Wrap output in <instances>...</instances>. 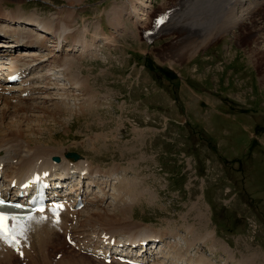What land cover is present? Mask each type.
Masks as SVG:
<instances>
[{
  "label": "rangeland",
  "instance_id": "1",
  "mask_svg": "<svg viewBox=\"0 0 264 264\" xmlns=\"http://www.w3.org/2000/svg\"><path fill=\"white\" fill-rule=\"evenodd\" d=\"M69 1L0 0L5 15L0 30H20L14 20L4 21L14 14L27 25L25 18L51 26L65 19L62 44L83 31L87 42L92 34L94 39L106 34L111 42L105 45L97 37L93 53L84 57L79 46L39 50L34 77L45 79L32 86L40 92L24 103L12 100L4 119L0 101V131L17 119L26 132L6 130L24 145L30 139L41 148H66L99 173L112 174L89 187L99 200L101 190L107 192L105 204L99 208L97 201L78 217L105 212L115 220L118 206L126 204L130 221L88 225L76 231L83 240L94 234L101 243L103 235L113 238L116 232L126 240L140 227L175 238L159 250L166 258L156 255L163 264H264V63L257 69L248 53L256 45L237 40L243 34L239 27L215 15L218 0H73L71 9ZM133 6L139 9L135 16L146 19L139 25ZM67 60L75 66L66 74L58 66ZM73 78L89 81L86 95L71 86ZM55 113L60 123L49 118ZM122 186L135 189L134 196ZM94 196L89 192L86 200ZM60 238L57 244L75 263L102 264L90 255L77 256L64 235ZM0 264L21 263L2 259Z\"/></svg>",
  "mask_w": 264,
  "mask_h": 264
},
{
  "label": "bare ground",
  "instance_id": "2",
  "mask_svg": "<svg viewBox=\"0 0 264 264\" xmlns=\"http://www.w3.org/2000/svg\"><path fill=\"white\" fill-rule=\"evenodd\" d=\"M79 1H82V0H79ZM144 1H146V0H139V2H142V3L147 2V1L146 2H144ZM244 1H245V3L246 2L249 3L248 6L245 8L242 6L243 5L242 2H244ZM69 2H71V3H69V6H67V7H69L70 9L74 8L73 7L74 1L71 0ZM252 2H256V3L252 4ZM216 5L214 7L215 15L217 14V16L219 18H223V17L227 18L228 19V21H227L228 25H230L231 27L237 26V29L239 27L238 31L240 33H243L242 35L238 34V36H236L237 40L242 39L245 42L248 41L247 43L252 42L254 45H256L255 47L251 48V50L248 53L251 56L255 57L256 68L259 69L260 64L264 63V50L261 47L262 42L264 43V34L261 35V30L264 31V0H218V4H216ZM209 6H210V4H209ZM209 6H204V7L208 8ZM253 6H257V7L252 8ZM133 7H132L133 8L132 9L133 18L136 19L137 24L139 25L140 21L142 22V20H146V19H141L142 17L140 18L138 16H135V13L139 12V9L138 8L136 9L135 6H133ZM70 9H69V11L68 10L67 11L71 12L68 14L71 16V15H73L72 14L73 12L70 11ZM64 13L65 12H62V14H64ZM4 16L0 15V19L3 18ZM139 16H140V14H139ZM141 16L145 17L146 15L141 14ZM6 17H7V15H6ZM17 18H18V15L14 14L13 17H7V19H4V21H7V23L8 22L13 23L12 20H14V23H18L20 25V28H22L20 30H22V32H20V33L15 32V30L14 31L13 30L8 31V30H2V29L0 30V32L2 34L7 35V36H3V38L8 39V37L9 38L11 37V39H12V41L10 40L11 43L8 44V46L10 47V50H8L6 53V57H8L9 61H10V63H9L10 64V70L11 69L12 70H20L23 73H25V71L28 70L30 72V69L33 67L32 63L31 62H25L23 64L19 63L21 61V59L19 57V55H20L19 51L21 50L20 47L22 49H24V48L29 49V50L24 49L25 51H29L28 53H32V51H34L31 48L33 46H36L37 48L38 47L43 48V43H45V41L40 40L38 37H35V35H37V36L40 34H42V35L47 34L48 35V31H50L51 34L53 31H55L53 34L56 37H54V45L52 47L56 48V51H58V50H60V48L62 50V47L67 45L68 41L66 43L62 44V42H64V40H66V38H64V40H63V35L67 31L66 30L67 29V21L65 19L62 20L61 22L57 23L56 26H53V25L51 26L50 23H47L44 21H42L41 23H38V24H34V23H32L33 20H31L29 18H25L26 20H28L30 22V24L27 25L26 22L21 21V20L19 21V20H17ZM19 19H21V18H19ZM36 21H38V20H36ZM40 21L41 20H39L38 22H40ZM115 21H118V16H116ZM21 22H23V23H21ZM27 28H29V29H27ZM141 28H143V26H141ZM8 33H10V34H8ZM87 35H88L87 31H83L81 35L70 36V41H69L70 44L67 45L68 46L67 48L72 47V50H74L77 46H79V47H81V50H80V48H79V50L81 51V54H82V55L81 54L80 55L81 56L85 55V52L93 49V47H91L93 44H90V42L87 43L85 40L87 38ZM65 36H67V35H65ZM93 36H94V34H92V36L90 37L92 40L91 42H93V43H95V39H97V37L102 38V40H104L105 43L108 45L110 43L107 39L108 37H106V34H104L103 36L98 35L95 39L93 38ZM25 37H27V38H25ZM100 38H98V39H100ZM25 39H27V40L24 41ZM257 39H258V41H257ZM44 40H46V37ZM21 42H23V43H21ZM60 44H61V46H60ZM259 51H261L262 53H260ZM35 55L36 54H33L31 56H35ZM26 56H28V55H26ZM94 65H95V63H94ZM74 66L75 65L72 62L67 60L63 65L58 66V68H60L63 71H66V74H67L68 68H72ZM72 69H74V68H72ZM66 74H64V75H66ZM61 76H63V75L61 74ZM42 78H43V76H42ZM44 79L45 78H43V80ZM73 79H74L73 81L75 83L72 81L70 83L71 86H75V88L77 90L84 92V95H86L87 92H89V90H88L89 81L87 79H82L81 81H77L76 78H73ZM48 80H50V79H48ZM260 83H261V85H262V83L264 84V77L262 78ZM0 86H2V85H0ZM262 86H264V85H262ZM89 89H91V88L89 87ZM6 90H7L6 92H4V90L2 91L3 93L0 92V100H1V104H3L1 119L6 115V113H8L10 111L8 105H10V102L12 100H11V97L6 98L5 95H6V93H10L11 91H14V87H11V89H6ZM26 92H29V94L31 93L30 91H27L25 89L20 91V93H26ZM91 94L89 95L90 97H91ZM18 98H19L17 100L18 102L24 103L29 97H27L26 99H22L21 97H18ZM91 98L93 99V97H91ZM19 105L16 104L15 106H18L19 109H21V106H19ZM26 108H28L29 110L30 109L40 110L42 107L32 106V108H31V106L28 105V107H26ZM55 108L59 112L58 114H60V113L63 114L64 111H62L60 107L56 106ZM19 109L17 107H15L14 113L15 114L18 113ZM81 111H82V107H81ZM58 114L55 113V114H52L51 116L49 115L50 117L49 116L48 117L51 120L53 119V121L56 122V124H57V122L58 123L61 122V119H59V117L57 116ZM27 119H29V118L27 117ZM21 123H22V121L15 119L13 121V123L8 128H6V127L5 128L8 130L9 128H12V126H13L14 128L12 131L26 132L25 130H23L21 128V126H22ZM33 127L35 128V126H33ZM6 129L3 130L4 132L0 131V174L2 177L6 178V182H8V185L15 182L16 185L19 186V185L23 184L25 180H28L29 178H31V175L33 173L40 174L43 171H47V170L51 172V175L58 174V176H60L61 178H66L67 176L75 175L79 179L78 183L80 182L81 178L83 179V177H84V179H86V178H88V176H90V174L91 175L94 174L97 178H99L100 176L105 177L102 174H100L101 172L99 173L96 169L92 168L91 165L89 164V162H87V161H83L82 159L81 160H79V159H66L64 157V155L67 153L66 148H59L56 151L46 149L44 147L41 148L39 146H36V144H37L36 140H30V139H28V141H29L28 143L30 145H34V146L32 147L29 144L24 145L21 141L16 140L17 137L15 138V136H13L14 133L7 131ZM55 156H58V158L60 160L57 164H54L53 162H51V159ZM114 169H112V170H114ZM11 171H14V172L8 173ZM1 176H0V178H1ZM91 178H92V176H91ZM106 180L102 181V184H104L103 185L104 188L108 185ZM78 183L74 184L72 186V189H71L69 194H71L72 192H78L79 193L81 191L79 186H78ZM82 184H83V182H82ZM89 184H94V181H93V183L90 182ZM97 185H98V183H97ZM121 188L123 190H125L126 195L132 194L134 192V191L132 192V190H135L133 188L132 189L131 188H123V186ZM101 191L103 194L102 198H104V196H106V192L104 189H102ZM100 202H102V199ZM85 203H87V202H85ZM92 203H94V202L88 201V204H92ZM92 205H94V204H92ZM100 206H101V204L99 205V208H100ZM118 207H119V209H118L117 213L114 215L115 220L108 219L105 212L99 213L96 211H95L96 213L87 214V219L80 220L78 217V214H81V213L74 211V212H76L75 213L76 215L72 214L69 216V214L67 212L68 209L64 208V207H60V208H58V210L46 211L44 213V215L30 214L29 216H15V219H11V218H14V217H11L9 220H7L8 222L4 228V229H6L5 232L10 233V236L7 240H0V260L4 259L6 262H11L13 259H15L16 262L19 261V263H21V264H77V262L75 263V261H77V260L71 258L70 256H66L67 252H66V250H63V245L57 244V243H60V242H58L59 241L58 239L61 237L60 235L61 234L65 235V236L69 235L72 237L71 241L74 240V242H75L76 238L81 237L80 235L78 236V233L76 231H78V230L83 231L88 225H95L97 222L98 226H102V225L108 226L109 224H113V223L115 224L116 222H128V221H130V220H128V217H126L128 205L124 204V205H119ZM58 215H60V218H59L60 220L58 222H54L53 219L55 217H58ZM77 217H78V219H77ZM101 220L103 222L100 223ZM13 225L15 227H13ZM70 226H71V228H70ZM124 226L126 228H128L129 225H124ZM138 229H139V231H138ZM130 232H134V233L129 235L130 238H128L126 240H122V241L116 240V241H114V245H109V243H110L109 241L112 239V236L103 235L102 239H108V241H107V243H104V242L99 243V241H98V246H102L103 249H105V250H108L109 246H111L110 249H112V247H114L113 252L117 253V251H120V252L124 251L125 254L129 255L133 252V249H132L133 247L140 246V244L142 242H145V240L146 241L154 240L153 242H156L155 240H160L162 238L160 234L157 236L150 235L149 233H152V231H149L147 228H143L140 230V227H135V229L130 230ZM21 233H23V234L21 235ZM13 237L17 241L15 244L12 243ZM210 239H207L206 242L210 241ZM104 244H106V245L103 246ZM119 244L122 247H125V249L119 250V247H120ZM75 245L79 246V244H77V243H75ZM86 246H87V242L85 243V247ZM59 247L62 250L57 251L59 249ZM68 248H66V249H68ZM140 248H143V247H140ZM83 249L88 250V248H84V247H83ZM69 252H72V251H69ZM104 252H106V251H104ZM164 252H165V250H164ZM165 254H167V253H165ZM77 256H79V253ZM134 257H135V254H134ZM170 258H172V257H170ZM153 264H158V263H153Z\"/></svg>",
  "mask_w": 264,
  "mask_h": 264
},
{
  "label": "snow or ice",
  "instance_id": "3",
  "mask_svg": "<svg viewBox=\"0 0 264 264\" xmlns=\"http://www.w3.org/2000/svg\"><path fill=\"white\" fill-rule=\"evenodd\" d=\"M3 202L0 201V204H2ZM41 211H43V209H41ZM10 219L8 217H5L2 213H0V240H7L10 236V233L5 232L4 228H5V222ZM11 219H15V218H11ZM13 227H15L13 225ZM23 233H21L22 235ZM17 241L16 239L13 237L12 238V243L15 244Z\"/></svg>",
  "mask_w": 264,
  "mask_h": 264
},
{
  "label": "water",
  "instance_id": "4",
  "mask_svg": "<svg viewBox=\"0 0 264 264\" xmlns=\"http://www.w3.org/2000/svg\"><path fill=\"white\" fill-rule=\"evenodd\" d=\"M67 158H73V159H76L77 158V155L75 153H71L69 155L66 156Z\"/></svg>",
  "mask_w": 264,
  "mask_h": 264
}]
</instances>
